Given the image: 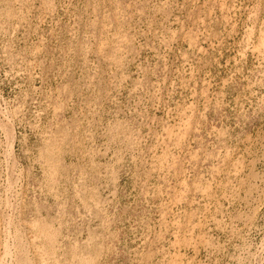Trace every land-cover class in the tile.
<instances>
[{
    "label": "rangeland",
    "instance_id": "374dc122",
    "mask_svg": "<svg viewBox=\"0 0 264 264\" xmlns=\"http://www.w3.org/2000/svg\"><path fill=\"white\" fill-rule=\"evenodd\" d=\"M263 37L264 0H0V264H264Z\"/></svg>",
    "mask_w": 264,
    "mask_h": 264
},
{
    "label": "bare ground",
    "instance_id": "6f19581e",
    "mask_svg": "<svg viewBox=\"0 0 264 264\" xmlns=\"http://www.w3.org/2000/svg\"><path fill=\"white\" fill-rule=\"evenodd\" d=\"M263 39H264V37H263ZM48 164V163H47ZM44 234V233H43ZM35 235V234H34ZM6 244V243H5ZM7 246V245H6ZM12 251V250H11ZM8 252V251H7ZM12 255V254H11ZM48 263V262H47Z\"/></svg>",
    "mask_w": 264,
    "mask_h": 264
}]
</instances>
